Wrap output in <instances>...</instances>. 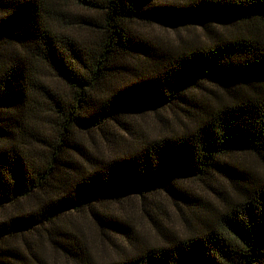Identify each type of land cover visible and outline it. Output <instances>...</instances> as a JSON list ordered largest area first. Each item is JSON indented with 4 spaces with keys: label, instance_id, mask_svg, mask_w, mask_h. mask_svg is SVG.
<instances>
[{
    "label": "trees",
    "instance_id": "1",
    "mask_svg": "<svg viewBox=\"0 0 264 264\" xmlns=\"http://www.w3.org/2000/svg\"><path fill=\"white\" fill-rule=\"evenodd\" d=\"M143 24L201 26L205 39L169 46ZM160 110L190 125L134 140L129 119ZM237 154L264 168V0H0V264H264V172ZM185 180L205 182L219 208ZM159 193L188 230L157 228L115 261L73 223L136 248L108 205Z\"/></svg>",
    "mask_w": 264,
    "mask_h": 264
},
{
    "label": "rangeland",
    "instance_id": "2",
    "mask_svg": "<svg viewBox=\"0 0 264 264\" xmlns=\"http://www.w3.org/2000/svg\"><path fill=\"white\" fill-rule=\"evenodd\" d=\"M77 12L81 13L79 8L76 9ZM143 28L140 29L148 35L153 41H160L169 46H176L182 40L187 42L193 41V43L201 42L205 39L204 31L201 26H192L189 29H177L171 27H164L161 25H141ZM75 33L80 38H85L90 32L88 30H75ZM93 38V36H92ZM192 43V44H193ZM190 45V44H189ZM53 85L57 88L70 94L67 87L58 82L53 81L50 77L48 78ZM208 89L214 90L212 87L207 86ZM206 88V89H207ZM194 93H206L208 91L205 89L195 90ZM209 95V94H208ZM129 123L132 128L137 131L135 133L134 140L140 138H159L166 136L168 134H178L180 131L184 130L186 126L190 123L182 117H176L174 114H168L167 112L160 110L158 112H146L141 115L134 116L129 119ZM98 146L101 149L104 148L101 141L96 138ZM234 159L239 165L245 167L247 170L251 169L255 173L262 174L264 168L258 159L252 155L248 154H237L234 155ZM185 189L193 194L200 204L206 206H214L219 208V202L215 199L214 195L210 191L209 187L205 182L198 180H185L183 183ZM212 186L218 189L221 193L223 192L227 198L233 196V190L230 185L224 182L216 181ZM142 197L140 195H130L121 200L113 201L109 203L108 210L114 213L119 219L127 220L128 227H131L134 231L136 237L140 241L136 248L127 247L120 244L118 247L112 246V237H105L100 234V232L94 227L90 222L83 218L82 216H73V223L79 227V231L86 237L85 241L87 246L92 249L95 253L103 255L104 259H111L112 261L117 260L118 256L122 251L127 252L141 248L145 245L152 244L160 236L157 228H161L160 232L170 234H181L182 230H188L186 226L184 217H181L179 206L176 205L170 198L166 196L165 193H159L155 196L147 199L146 202H142ZM181 207V206H180ZM184 214L188 217L189 212ZM155 220V223L153 222ZM193 221L195 222L194 218ZM184 234V233H183ZM45 244V242H44ZM44 253L48 254L50 247L47 244L43 245ZM137 251V252H138ZM129 256V255H128ZM119 259V258H118ZM110 261V260H109Z\"/></svg>",
    "mask_w": 264,
    "mask_h": 264
}]
</instances>
